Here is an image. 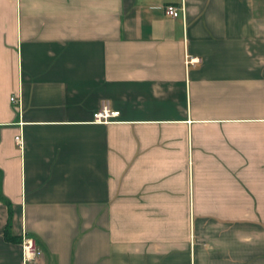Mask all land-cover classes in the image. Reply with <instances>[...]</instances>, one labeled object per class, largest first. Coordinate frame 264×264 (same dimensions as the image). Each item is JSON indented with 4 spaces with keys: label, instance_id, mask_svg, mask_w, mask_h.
I'll return each mask as SVG.
<instances>
[{
    "label": "crops",
    "instance_id": "obj_1",
    "mask_svg": "<svg viewBox=\"0 0 264 264\" xmlns=\"http://www.w3.org/2000/svg\"><path fill=\"white\" fill-rule=\"evenodd\" d=\"M0 264H264V0H0Z\"/></svg>",
    "mask_w": 264,
    "mask_h": 264
},
{
    "label": "built area",
    "instance_id": "obj_2",
    "mask_svg": "<svg viewBox=\"0 0 264 264\" xmlns=\"http://www.w3.org/2000/svg\"><path fill=\"white\" fill-rule=\"evenodd\" d=\"M164 14L166 16H169L171 18H174L177 16V10L176 8L172 6H166L164 8ZM197 63L196 59H192L188 56H184L183 64L185 66L192 65ZM9 102L13 104L16 108H18V98L14 95H12L9 98ZM116 116L115 112H111L107 106L102 105L98 111L93 113L92 115V122L93 123H107L110 118H113ZM14 144L18 149H21L22 147V141L20 136H15L14 139ZM21 246V251H22V257H23V262H35L39 256H40V251L36 248L34 241L31 238L23 236L21 238L20 242Z\"/></svg>",
    "mask_w": 264,
    "mask_h": 264
},
{
    "label": "trees",
    "instance_id": "obj_3",
    "mask_svg": "<svg viewBox=\"0 0 264 264\" xmlns=\"http://www.w3.org/2000/svg\"><path fill=\"white\" fill-rule=\"evenodd\" d=\"M9 214V213H8ZM10 215V214H9ZM8 227H9V217L7 218V222H6V225H5V236H6V233L8 232ZM10 240H13V237H8Z\"/></svg>",
    "mask_w": 264,
    "mask_h": 264
}]
</instances>
